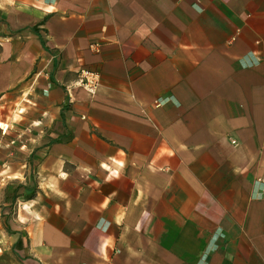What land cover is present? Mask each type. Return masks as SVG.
Returning a JSON list of instances; mask_svg holds the SVG:
<instances>
[{
    "label": "crops",
    "instance_id": "crops-1",
    "mask_svg": "<svg viewBox=\"0 0 264 264\" xmlns=\"http://www.w3.org/2000/svg\"><path fill=\"white\" fill-rule=\"evenodd\" d=\"M0 124V264H264V0H0Z\"/></svg>",
    "mask_w": 264,
    "mask_h": 264
},
{
    "label": "built area",
    "instance_id": "built-area-1",
    "mask_svg": "<svg viewBox=\"0 0 264 264\" xmlns=\"http://www.w3.org/2000/svg\"><path fill=\"white\" fill-rule=\"evenodd\" d=\"M93 49L98 51V47L93 45ZM98 74L90 71H81L77 84L87 93L93 94L97 86ZM234 144V142L232 141Z\"/></svg>",
    "mask_w": 264,
    "mask_h": 264
},
{
    "label": "clouds",
    "instance_id": "clouds-1",
    "mask_svg": "<svg viewBox=\"0 0 264 264\" xmlns=\"http://www.w3.org/2000/svg\"><path fill=\"white\" fill-rule=\"evenodd\" d=\"M52 9H48V11H51Z\"/></svg>",
    "mask_w": 264,
    "mask_h": 264
},
{
    "label": "rangeland",
    "instance_id": "rangeland-1",
    "mask_svg": "<svg viewBox=\"0 0 264 264\" xmlns=\"http://www.w3.org/2000/svg\"><path fill=\"white\" fill-rule=\"evenodd\" d=\"M0 127H2V125L0 124Z\"/></svg>",
    "mask_w": 264,
    "mask_h": 264
}]
</instances>
